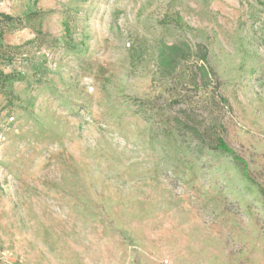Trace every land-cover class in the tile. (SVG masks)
<instances>
[{
  "label": "rangeland",
  "instance_id": "obj_1",
  "mask_svg": "<svg viewBox=\"0 0 264 264\" xmlns=\"http://www.w3.org/2000/svg\"><path fill=\"white\" fill-rule=\"evenodd\" d=\"M0 264H264V0L0 7Z\"/></svg>",
  "mask_w": 264,
  "mask_h": 264
},
{
  "label": "trees",
  "instance_id": "obj_2",
  "mask_svg": "<svg viewBox=\"0 0 264 264\" xmlns=\"http://www.w3.org/2000/svg\"><path fill=\"white\" fill-rule=\"evenodd\" d=\"M169 57L168 58H165V62H170V59L174 56V58H177L176 55H178L180 53V50H178V47L177 46H170L169 47ZM204 59V57H203ZM191 130V133L194 134V135H198V132L195 128H190ZM216 148L219 149V150H222L224 152H227L229 154H233L231 149H229V147L226 145V143L222 140V139H218L217 140V144H216ZM235 158V157H234Z\"/></svg>",
  "mask_w": 264,
  "mask_h": 264
},
{
  "label": "built area",
  "instance_id": "obj_3",
  "mask_svg": "<svg viewBox=\"0 0 264 264\" xmlns=\"http://www.w3.org/2000/svg\"><path fill=\"white\" fill-rule=\"evenodd\" d=\"M9 0H0V7L4 6L6 3H8ZM12 119V118H10Z\"/></svg>",
  "mask_w": 264,
  "mask_h": 264
}]
</instances>
